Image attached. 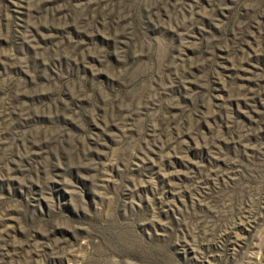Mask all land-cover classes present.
Listing matches in <instances>:
<instances>
[{
  "label": "rangeland",
  "instance_id": "obj_1",
  "mask_svg": "<svg viewBox=\"0 0 264 264\" xmlns=\"http://www.w3.org/2000/svg\"><path fill=\"white\" fill-rule=\"evenodd\" d=\"M0 264H264V0H0Z\"/></svg>",
  "mask_w": 264,
  "mask_h": 264
}]
</instances>
